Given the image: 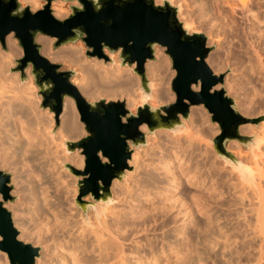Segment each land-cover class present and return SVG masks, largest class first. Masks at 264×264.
<instances>
[{"label": "bare ground", "instance_id": "6f19581e", "mask_svg": "<svg viewBox=\"0 0 264 264\" xmlns=\"http://www.w3.org/2000/svg\"><path fill=\"white\" fill-rule=\"evenodd\" d=\"M21 1L31 4L33 9L40 6L37 0ZM198 1L199 10H205L211 21L207 30L212 38L226 39L228 45L223 49V58L210 54L207 63L214 65L216 72L225 61L234 58L233 62H239L234 64L243 65L246 70V74L237 72L241 68L237 73H244L251 81L254 75L260 87H264V0H219L210 4L211 7L210 0H206L209 9L205 8L206 1ZM52 9L60 18L66 16L63 6L53 5ZM183 16L195 21L192 13L183 11L179 17ZM12 40L9 34L8 43ZM41 43L44 54L52 61L63 60L72 65L82 60L75 46L50 51L47 40ZM156 50V60L145 63L153 106L172 101L175 96L170 89L174 71L169 72L163 47ZM12 56L0 48V168L12 173L15 185L12 192L21 196L20 201L7 203L13 224L20 232L18 238L44 249L35 264H264L262 148L259 159H255L256 154L243 153L249 158L244 159L240 157L241 144L234 141L227 149L236 156L239 154L246 163L241 162L240 166L231 163L233 176L231 171L228 172L231 175L215 171L216 160L211 162L212 158L208 159L211 156H207L208 143H203L206 151L198 144L201 138L207 140L203 139L204 135L215 134L217 128L207 124L208 116L201 106H191L184 123L194 132H187L182 141L179 135L170 134L173 131L157 129L155 136L147 138L148 151L133 152L128 161L135 166V172L125 171L127 180L114 179L110 186L111 201L100 203L90 217L84 218L80 208L71 207L66 196L62 198L69 194L65 188L71 184L72 177L68 176L70 183L66 185L67 171L61 168L66 162L76 168L83 164L78 150L68 153L62 142L63 137L79 138L84 132L74 100L65 97L60 126L53 136V113L38 107L40 96H34L36 87L31 80L21 81L17 72L7 73L13 63ZM82 61V69L91 81L78 82L77 86L86 98L99 99L104 95L107 100L123 99L130 109L142 100L139 79L130 68L104 65L96 58ZM226 80L229 90L235 87L231 79ZM256 86L259 87L257 83ZM263 90L257 93L264 94ZM246 101L238 105L245 108ZM253 129L250 124L239 128L244 134ZM140 130L146 132L147 126L141 125ZM262 143L264 126L255 147ZM205 152L208 153L203 155ZM51 193L56 194V202ZM25 212L31 215L28 220ZM1 256L0 264H9L5 252Z\"/></svg>", "mask_w": 264, "mask_h": 264}, {"label": "water", "instance_id": "95a60500", "mask_svg": "<svg viewBox=\"0 0 264 264\" xmlns=\"http://www.w3.org/2000/svg\"><path fill=\"white\" fill-rule=\"evenodd\" d=\"M40 9L32 10L19 0H0V45L6 49L9 34L17 40L21 56L14 60L10 73H19L21 81H33L41 95V107L54 113L56 124L63 110L65 97L74 100L79 120L86 135L66 139L68 153L75 150L84 156L83 169L65 163L64 167L78 180L79 200L90 195L94 200L111 201L110 186L122 179L130 167L135 148L147 144V133L140 130L145 124L150 133L156 129L179 131L184 127L191 106L203 105L216 122L219 133L212 139L219 157L227 164L242 163L226 147L227 141L238 140L244 147L253 148L257 135H243L240 126L250 119L243 116L235 100L221 87L222 75H215L205 59L210 51L207 37L199 31L190 32L179 19V6L171 0H43ZM53 2H74L70 13L56 17ZM38 35L54 38L57 48L72 42H82L85 55L113 62L106 52H119V65L131 66L139 79L142 102L132 113L124 100L87 99L72 82L78 74L75 68L63 69L61 63L50 61L41 52ZM164 47L171 60L175 76L171 80L174 101L152 106L151 81L145 71L147 60H153L155 47ZM194 86H198L195 89ZM264 119V115L255 121ZM11 174L0 170V250L7 253L10 264H34L40 248L18 238L11 212L4 206L10 195ZM85 204V202H83Z\"/></svg>", "mask_w": 264, "mask_h": 264}, {"label": "rangeland", "instance_id": "374dc122", "mask_svg": "<svg viewBox=\"0 0 264 264\" xmlns=\"http://www.w3.org/2000/svg\"><path fill=\"white\" fill-rule=\"evenodd\" d=\"M37 1H39L40 2V6L38 7V9H40L41 8V6H42V4L44 3V1L43 0H37ZM157 3H161V0H155ZM194 1H195V3H194ZM171 0V2H172V4L173 5H175V6H179L180 7V10H179V15L178 16H180L181 15V13L183 12V11H186V13L188 12V13H192V16H193V19L195 20V21H192V22H190L188 19H186L184 16V18L182 17V18H180L179 17V19H180V21H182L183 23H184V25L189 29V31L190 32H193V31H199V32H202V33H204L205 35H206V37H207V42H206V45H207V47H209V49H210V51H209V53H208V55H210V54H214V55H216V56H218V57H221V58H223L224 57V55H225V53H224V50H225V48H227L228 47V45H226L227 43L225 42L226 41V39H219V40H217V39H215V38H212V36H211V34L209 33V31L207 30V29H209V28H207V26L209 25H211V21H209L210 19L208 18L209 16L205 13L206 11L205 10H203V12H202V10L200 11L199 9H201V5L199 4V2L200 1H198V0ZM206 0H204V2H205ZM207 1H209V0H207ZM206 1V7L205 8H207L210 4L212 5L214 2H219V0H210V2H212V3H210L209 2V4H208V2ZM19 2L22 4V5H29L30 7H31V9L32 10H37V9H33L32 8V6H31V4H29V3H23L21 0H19ZM217 2V3H218ZM196 3H198L199 5H196ZM217 3H215V4H217ZM72 4H75L74 2H53V4H52V6L53 5H59V6H63L66 10V16L70 13V11H71V9H70V5H72ZM207 4H208V6H207ZM195 5V6H194ZM211 5H210V7H211ZM52 6H51V8H52ZM200 7V8H199ZM209 7V8H210ZM209 8H207V9H209ZM228 8V7H227ZM226 7H225V9H227ZM182 11V12H181ZM52 12H53V14L55 15V12H54V9H52ZM199 12H201V13H199ZM205 13V14H204ZM204 14V15H203ZM238 14H240V13H238ZM207 15V16H206ZM56 17H59L58 15H55ZM202 16V17H201ZM204 16V17H203ZM238 16V15H237ZM240 16V15H239ZM65 17V16H64ZM60 18V17H59ZM209 19V20H208ZM238 19H239V17H238ZM188 20V21H187ZM209 22H208V21ZM196 22V23H195ZM203 22H204V25H203ZM206 22V23H205ZM239 22L241 23L242 22V20H239ZM193 23L194 24H196V27L193 25ZM12 35V34H11ZM12 37H13V35H12ZM221 37H223L222 35H221ZM42 40H47L48 41V45H49V47H50V51H57V50H62L63 49V47L64 46H75L76 47V49L77 50H79V55L81 54V56H82V60H89V59H92L91 57L89 58V57H87L86 55H85V46H84V44L82 43V42H79V41H76V42H72V43H69V44H64V45H61V46H59V47H57V48H55L54 47V41H55V39L54 38H51V37H47V36H44V35H38L37 36V38H36V41L38 42V43H40L41 44V52H42V54L45 56V57H47V55L46 54H44V52H43V44L41 43V41ZM210 40V41H209ZM226 43V44H225ZM221 44V45H220ZM220 45V46H219ZM225 46H227V47H225ZM157 47H159V46H156L155 47V55H156V53H157V50H156V48ZM0 48L2 49V47H1V45H0ZM11 49V50H10ZM224 49V50H223ZM2 51H4V52H11V54L12 55H14V57L12 56V60H13V63H12V65H10V66H8V68H7V73L9 72V68L10 67H12V66H14L15 65V63H14V60L16 59V58H18V57H20L21 56V53H22V51H21V48L18 46V44H17V40L16 39H14L13 38V40L10 42V43H8V41H7V37H6V49H2ZM233 51H234V49H233ZM107 54H108V56L111 58V59H113V61L114 62H111V61H105L104 59H101V61L103 62V64L104 65H106V64H108V63H110V64H112V65H118V66H120L119 65V62H120V59H119V52H115V53H109V52H106ZM162 54H164V56H166L167 57V61H169V72H172V71H174V75H173V77L175 76V70L172 68V66H171V60H170V58H169V56L165 53V48L163 47V52H162ZM207 55V56H208ZM48 58V57H47ZM49 59V58H48ZM97 59V58H96ZM50 60V59H49ZM75 61V63L74 64H72V65H70V64H68L66 61H63V60H60V61H53V62H56V63H61L62 64V68L63 69H67V68H75L77 71H78V74L76 75V76H74L73 78H72V82L77 86V83L79 82V83H84V82H86V81H91V79H89L88 78V76H87V74H86V72L82 69V64H83V62L84 61ZM99 60V59H98ZM153 60H156V57L154 56V59ZM230 60H232V63H233V65H232V63L230 62ZM230 60L228 59L227 61H225V65L223 66V70L221 69H219V70H216V72H215V66L213 65V67L209 64V63H207V61H206V59H205V61H206V63H207V65L210 67V69L212 70V72L215 74V75H222L223 76V83H218L215 87H214V89H218V88H221V87H223L225 90H226V92H227V94L230 96V97H232L234 100H235V102H236V104H237V108H238V110H239V112L243 115V116H245V117H247V118H249L250 119V121L249 122H247V123H245V124H243V125H246V124H250V125H252L253 126V131L252 132H250V133H241V134H243V135H257V137H259V135H261V133H262V131H263V126H264V119H261V120H259V121H255L256 119H259L261 116H263L264 115V107H262V105L264 104V101H262V97H263V99H264V94H262L261 92H258L257 93V91L260 89V91H262L263 90V86H261L260 87V83L258 82V80L256 81L255 79H256V77H254V75H253V78H252V76H251V78L253 79V80H255L256 81V83L259 85V87L258 86H256V83L254 82V84L252 83L253 82V80L251 81L250 80V78H247V76H245V74H246V70L243 68V67H241V66H243V65H240V64H234V63H239L237 60V62L236 61H234L233 62V60H234V58L233 59H231L230 58ZM50 61H52V60H50ZM229 63V64H228ZM241 63V62H240ZM242 64V63H241ZM233 66V67H232ZM120 67H122V68H130L131 69V71H132V67L130 66H127V65H125V66H120ZM225 67V68H224ZM241 68V69H240ZM238 69H240L239 71H237V72H243L244 71V75L242 74V73H237L236 72V70H238ZM244 69V70H243ZM242 70V71H241ZM133 72V71H132ZM18 73V72H17ZM8 74H12V73H8ZM27 75L29 76L28 78H27V80H25V82H29L30 80H31V82L33 83V85L36 87V89H35V91H34V96L36 97V98H38V96H40L39 97V103H38V107L40 108V109H44V108H42L41 107V99H42V97H41V95L39 94V92H38V88H37V86L35 85V83H34V81H33V78H32V75L30 74V70L28 69L27 70ZM244 77H246V78H244ZM18 77H19V73H18ZM148 77V76H147ZM173 77H172V79H173ZM30 78V79H29ZM149 78V77H148ZM226 78L229 80V79H231V81H232V83H234V86L235 87H233V88H231V90H229L230 88H228V84H226V82H227V80H226ZM235 78H237V79H235ZM171 79V80H172ZM232 79H235V80H232ZM238 79H239V81H238ZM241 79H245L244 81L243 80H241ZM225 80H226V82H225ZM233 81H235V82H233ZM250 81V82H249ZM239 82V83H238ZM249 82V83H248ZM238 83V84H237ZM241 83V84H240ZM227 85V86H226ZM240 85V86H239ZM242 85V86H241ZM252 85H255V86H252ZM253 87V88H252ZM257 87V88H256ZM77 88H78V86H77ZM239 88H240V91H239ZM252 88V89H251ZM259 88V89H258ZM170 89H171V83H170ZM243 89V90H242ZM254 89V90H253ZM229 90V91H228ZM234 90V91H233ZM242 90V91H241ZM245 90V91H244ZM255 90H256V92H255ZM80 91V90H79ZM239 91V92H238ZM249 91V92H248ZM251 91H254V92H251ZM264 91V90H263ZM230 93H232V94H230ZM236 93V94H235ZM246 93V94H245ZM251 93H254L253 94V96H252V94ZM239 94V95H238ZM256 94V95H255ZM257 94H259V95H257ZM261 94V95H260ZM233 95V96H232ZM234 95H235V97H234ZM237 96V97H236ZM240 96V97H239ZM261 98H260V97ZM101 97H104L106 100H107V96H104V95H102ZM244 97V99H242ZM87 99H89V98H87ZM174 99H175V96H174ZM174 99L172 100V101H174ZM248 99V100H247ZM254 99V100H253ZM73 100V99H72ZM89 100H98V99H89ZM109 100H123V99H109ZM246 101V105L247 106H245V108L244 107H242L241 108V106H239L238 105V103H240L241 101ZM140 102H138L137 103V105L133 108V109H130V108H128L127 106V108L132 112V113H135L136 112V107L138 106V105H140L141 104V102H142V100L140 99L139 100ZM154 102V100H153V98H151V99H149L148 100V102H149V104H151L150 102ZM172 101H169V102H165V103H156V105H154V106H159V105H162V104H166V103H170V102H172ZM257 101V102H256ZM259 101V102H258ZM74 102V101H73ZM249 103V104H248ZM253 103H254V105H253ZM261 103V104H260ZM252 104V105H251ZM74 105H75V103H74ZM153 106V105H152ZM199 106H201V108L205 111V113L207 114V116H208V125L210 126V124L212 125H214V126H216V128H217V132H215V134L213 133V135L211 136V138H210V136L209 135H207V136H203V139L205 140V139H207L206 141H202L201 139H200V143L198 144L199 146H200V148L202 149V147H201V144H202V146H203V143L205 142V145L208 143V145H209V147H208V145L207 146H205V147H207V150H208V152H205L203 155H205V154H207L208 153V155L207 156H211V157H208V159H209V161H210V159L211 160H213V161H211V162H214L215 160H216V162H215V164H214V166H217V168L218 169H216L215 171H218V172H220V173H222L223 171L224 172H226L227 174H230V173H228V172H230L231 171V165L230 164H227V163H225V161L221 158V157H219L218 155H217V153H216V151H215V149H214V147H213V144H212V139L219 133V127H218V124L216 123V122H212L211 121V114L208 112V110L203 106V105H199ZM253 106V107H252ZM259 106H261V107H259ZM264 106V105H263ZM76 108V107H75ZM257 108H259V109H257ZM247 109V110H246ZM249 109V110H248ZM254 109V110H253ZM257 109V110H256ZM46 110V111H45ZM256 110V111H255ZM43 111H45V112H49V113H51V111H49V109L48 108H46V109H44ZM76 111H77V109H76ZM250 111V112H249ZM253 111V112H252ZM259 111V112H258ZM245 112V113H244ZM53 113V112H52ZM78 113V112H77ZM249 113H250V115H249ZM253 113V114H252ZM255 113V114H254ZM53 115V125H52V127H51V133L53 134V136H55L56 135V130H57V128L60 126V118H59V123L58 124H56V122H55V117H54V113L52 114ZM78 117H79V115H78ZM188 120V119H187ZM80 121V120H79ZM213 125L211 126V127H213ZM242 126V125H241ZM189 126L186 124L185 125V123H184V127L181 129V130H179L178 131V133H177V131H174V133H170V134H172L173 136L176 134V136L177 135H179L180 136V138H181V140L183 141V140H185V134H188V133H190L189 131H191L192 133L194 132V130L190 127L189 129ZM187 129V130H186ZM192 129V130H191ZM261 129V130H260ZM157 130V129H156ZM156 130H154L152 133H150L149 132V130L147 129V131L145 132V133H147L148 134V137H152V136H155V132H157ZM83 134H82V136H84V135H86V131H85V129H84V125H83ZM167 132H170L169 130H166ZM184 131V132H183ZM172 132V131H171ZM188 132V133H187ZM180 133V134H179ZM183 133V134H182ZM254 133V134H253ZM184 136V139H182L183 138V136ZM191 134V133H190ZM82 136H80V137H82ZM178 136V137H179ZM182 136V137H181ZM79 137V138H80ZM147 137V138H148ZM65 138V139H64ZM79 138H69V137H63L62 138V142L64 143L65 142V140L66 139H72V140H75V139H79ZM202 141V142H201ZM234 141H237L239 144H241L238 140H230V141H227V143H226V146H229L230 144H233L234 143ZM150 144V141L149 140H147V144L145 145V146H143V147H140V148H135V151L134 152H140L141 154H143V150H145V151H148V146H149V144ZM264 144L262 143V145L260 144L259 145V147H253V148H248V147H244L242 144L240 145V152L242 153V154H240V157H242V158H244V159H246L247 157H245V154H256L257 156L255 157V159H259V154H260V152L259 151H261V149L260 148H262V150H264L263 148H264V146H263ZM204 146H203V148H205ZM257 148V149H256ZM75 151H77V150H75ZM143 151V152H142ZM202 151H206V148L205 149H203ZM78 153L81 155V156H83L82 154H81V152L80 151H78ZM243 153H245V154H243ZM258 153V154H257ZM243 155V156H242ZM239 156V154L236 156V154H235V157L237 158V159H239L242 163H246V162H244L243 160H241L242 158H240V157H238ZM201 156H199L198 157V159H201L200 158ZM261 157V156H260ZM214 158V159H213ZM247 159H249V158H247ZM83 160H84V156H83ZM221 161V162H220ZM220 162V163H219ZM66 163H68V162H66ZM70 164V163H69ZM83 164H84V162H83ZM83 164H82V167L81 168H79V169H83ZM248 164V163H247ZM72 165V164H71ZM130 167L126 170V171H128V172H131V173H134L135 171V168L133 169V167H135V166H133V165H129ZM219 166V167H218ZM230 166V167H229ZM221 167V169L222 170H220L219 168ZM224 167V168H223ZM207 168H208V166H207ZM211 169V168H210ZM229 169V170H228ZM0 170H2V171H5V172H7V173H10L11 174V176H12V173L11 172H9V170H7V169H5V168H0ZM61 170H63V171H67V176H66V185H69V183H70V181H71V184L69 185V186H66L67 188H65V192L68 194V195H64V197H62L63 199H65V196H66V201H68V202H70V203H72V204H70V203H68V204H70V205H72L71 207H78V208H80L81 210H82V212H83V217L84 218H88V217H90L91 216V214L92 213H94V211H95V208H97L99 205H101V204H103L104 205V203L103 202H99V201H97V200H94L90 195H86V196H84V197H82L81 198V200H79V186H78V180L79 179H82V176H75L73 173H71L69 170H67L65 167H64V165H63V167L61 168ZM223 172V173H224ZM232 173V175L231 176H233L234 175V171H231ZM234 172V173H233ZM225 173V174H226ZM71 176H70V175ZM227 174H226V176H227ZM230 175H228V176H230ZM68 176H69V178H71L72 180H74L73 182H72V180H70L69 178H68ZM227 176V177H228ZM230 176V177H231ZM73 177H74V179H73ZM126 178V180H127V175L125 174V176L123 177V179L122 180H124ZM233 178V177H232ZM234 179V178H233ZM70 180V181H69ZM69 182V183H68ZM10 186H11V190H10V195L13 197V199L12 200H8V201H6L5 203H4V206L11 212V210L9 209V207H8V205H7V203H9V202H15L16 200H21V196H20V194H17V193H14V192H12L13 190H14V182L11 180L10 181V184H9ZM186 186V185H185ZM68 187H70V188H68ZM71 188H73V189H71ZM75 188V189H74ZM54 188H52L51 190L54 192V193H56L54 190H53ZM71 190V191H70ZM73 190H76L75 192L73 191ZM51 191V192H52ZM73 192V193H72ZM65 193V194H66ZM72 193V194H71ZM15 194V195H14ZM52 195H54V197H53V199L52 200H54L55 199V195L56 194H53V193H51ZM62 194V193H61ZM0 196H1V194H0ZM68 196V197H67ZM69 198V199H68ZM111 198H112V195H111ZM0 200H1V197H0ZM71 200V201H70ZM113 201H112V203H115V201H114V199H112ZM57 201V200H56ZM55 200H54V202H56ZM73 201V202H72ZM17 202V201H16ZM83 202H85V204L83 203ZM101 203V204H100ZM88 214H87V213ZM25 213H27V215L25 214V218L27 219H29V217H31V215L30 214H28V212H25ZM85 213V214H84ZM11 215H12V212H11ZM27 219V220H28ZM12 220H13V217H12ZM14 223V222H13ZM15 226V225H14ZM16 227V226H15ZM16 229H17V227H16ZM18 230V229H17ZM20 234V232H19V230H18V235ZM27 243H30V242H27ZM30 244H32V242L30 243ZM33 245V244H32ZM33 246H35V245H33ZM35 247H39L40 248V251H39V257H41V253H42V250H44V249H42L43 247H41V245H36ZM2 253H4V251H2V250H0V254L2 255ZM5 254H6V257H7V253L5 252ZM0 255V261H2V258H3V256H1ZM37 256V257H38ZM36 257V258H37ZM35 258V259H36ZM7 261L9 262V259H8V257H7ZM9 264H10V262H9ZM35 264V263H34Z\"/></svg>", "mask_w": 264, "mask_h": 264}]
</instances>
